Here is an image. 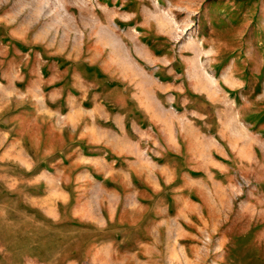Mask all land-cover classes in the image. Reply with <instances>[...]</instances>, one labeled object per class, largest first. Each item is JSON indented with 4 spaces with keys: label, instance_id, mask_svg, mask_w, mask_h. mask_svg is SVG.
<instances>
[{
    "label": "rangeland",
    "instance_id": "rangeland-1",
    "mask_svg": "<svg viewBox=\"0 0 264 264\" xmlns=\"http://www.w3.org/2000/svg\"><path fill=\"white\" fill-rule=\"evenodd\" d=\"M104 107L149 131L141 225L53 221L35 174ZM0 264H264V0H0Z\"/></svg>",
    "mask_w": 264,
    "mask_h": 264
},
{
    "label": "crops",
    "instance_id": "crops-1",
    "mask_svg": "<svg viewBox=\"0 0 264 264\" xmlns=\"http://www.w3.org/2000/svg\"><path fill=\"white\" fill-rule=\"evenodd\" d=\"M102 109V115L97 118H102L111 128L97 125L95 121L85 126L88 128L76 136L77 147L35 174V184L43 188V193L31 198L53 221L68 219L99 229L139 226L143 200L139 196L142 189L135 182L145 185L146 189L150 187L151 164L148 149L143 145L149 131L136 130L135 122L127 118V113ZM144 111L149 113L147 108ZM170 123L163 127L166 147L161 155L172 152L171 146H174L175 135ZM91 130L92 135L88 136ZM135 130L140 133L142 145L135 143L132 135ZM45 152L48 154L47 149ZM35 156L20 148L12 159L25 170H31Z\"/></svg>",
    "mask_w": 264,
    "mask_h": 264
}]
</instances>
